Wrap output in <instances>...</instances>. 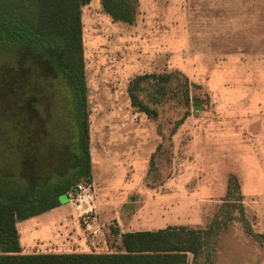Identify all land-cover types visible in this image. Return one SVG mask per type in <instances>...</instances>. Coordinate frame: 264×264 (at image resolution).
I'll list each match as a JSON object with an SVG mask.
<instances>
[{
    "label": "rangeland",
    "instance_id": "rangeland-1",
    "mask_svg": "<svg viewBox=\"0 0 264 264\" xmlns=\"http://www.w3.org/2000/svg\"><path fill=\"white\" fill-rule=\"evenodd\" d=\"M135 1L133 23L113 19L104 12L100 0H92L82 8L94 150L97 154L104 148L107 155H118L119 161L113 164L117 169L104 163L95 167L94 173L105 183L113 182L111 186L115 188L113 192L102 191L101 197L122 200V204L110 208L98 204L99 222L93 224L100 227L98 233L87 229L73 205L20 220V246L28 254L71 253L89 251L84 244L93 239V243L104 245L96 253H113L122 249L120 230H207L217 223L221 230L214 264H264V241L260 243L247 234L237 219L227 228L219 225L231 212L229 205L221 202L228 195V159L207 161L210 176L197 173L194 104L201 88L188 82L189 105L182 96L172 97L173 83L187 78L185 70L180 72L187 58L178 3L173 0L170 10L165 0ZM139 73L157 78L135 88L133 81ZM171 74V80L161 79ZM52 75L54 71L46 58L28 49L8 52L0 61L1 174L25 173L23 158L27 151L34 165L42 160L38 157L42 147L39 137L47 136L45 126L50 122ZM133 95L137 97L134 102ZM138 100L149 111L136 107ZM4 162L10 169L7 172ZM113 173L118 174L116 179ZM60 201L66 204L64 197ZM62 219L67 222L59 226ZM246 219L253 232L264 229V217H257L250 209L246 210ZM213 228L216 230V226Z\"/></svg>",
    "mask_w": 264,
    "mask_h": 264
},
{
    "label": "trees",
    "instance_id": "trees-1",
    "mask_svg": "<svg viewBox=\"0 0 264 264\" xmlns=\"http://www.w3.org/2000/svg\"><path fill=\"white\" fill-rule=\"evenodd\" d=\"M91 1L0 0V61L8 52L28 49L33 55L46 58L54 71L49 91L50 122L45 126L47 136L39 137L42 147L38 157L46 160L38 159L39 164L37 161L34 165L27 151L25 158L22 156L25 173H0V264H214L221 230L217 223L207 230L168 227L127 232L122 235L121 252H22L17 222L59 207L63 197L64 201L68 200V193L91 183L90 112L82 22V8ZM100 1L104 12L113 19L133 23L135 0ZM173 75L161 79L169 81ZM149 77H137L132 86L138 87ZM173 86V99L182 96L186 98L185 105H189L188 79L178 80ZM132 98L133 102L137 100L134 95ZM4 163L7 172L8 163ZM227 194L224 203L231 212L219 225L227 228L238 219L247 234L263 243L264 235L255 234L246 221L235 176L229 178Z\"/></svg>",
    "mask_w": 264,
    "mask_h": 264
},
{
    "label": "crops",
    "instance_id": "crops-1",
    "mask_svg": "<svg viewBox=\"0 0 264 264\" xmlns=\"http://www.w3.org/2000/svg\"><path fill=\"white\" fill-rule=\"evenodd\" d=\"M172 1H164L170 10ZM174 1L180 10L184 56L187 58L185 63H181L180 72L185 70L188 82H195L201 88L194 104L197 173H201V177L210 176L211 167L207 161L228 159L229 167L225 174L228 180L231 176L238 180L245 215L250 209L257 213V217H264V0ZM149 74L139 73L137 77L148 75L147 80L154 79L152 76L155 75ZM134 105L146 112L147 106L141 101ZM92 130L90 122L91 184L96 202L100 207L120 206L122 200L101 197L102 191L113 192L115 188L111 186L113 182L105 183L94 173V168L104 166V163H110L113 169H117L118 155H107L104 148L96 154ZM209 150L211 153H207ZM113 176L116 179L118 174L113 173ZM69 205L66 200V204L47 213ZM246 221L252 227L249 219ZM65 222L67 219H62L59 226ZM96 231L101 232L100 227ZM140 231L144 230H120V247L124 233ZM254 232L264 235V229ZM87 241L89 243L84 245L89 247V251L79 249L71 253H94L104 246L93 243V239Z\"/></svg>",
    "mask_w": 264,
    "mask_h": 264
},
{
    "label": "built area",
    "instance_id": "built-area-1",
    "mask_svg": "<svg viewBox=\"0 0 264 264\" xmlns=\"http://www.w3.org/2000/svg\"><path fill=\"white\" fill-rule=\"evenodd\" d=\"M68 203L80 211V215L88 230L97 233L93 224L98 220L99 205L96 202L93 185H80L77 192L68 193Z\"/></svg>",
    "mask_w": 264,
    "mask_h": 264
}]
</instances>
